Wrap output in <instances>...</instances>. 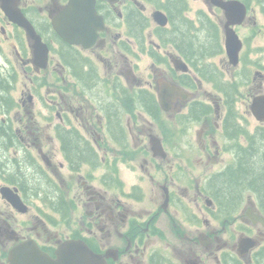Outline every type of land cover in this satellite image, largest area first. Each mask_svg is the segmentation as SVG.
Segmentation results:
<instances>
[{
    "label": "flooded vegetation",
    "instance_id": "1",
    "mask_svg": "<svg viewBox=\"0 0 264 264\" xmlns=\"http://www.w3.org/2000/svg\"><path fill=\"white\" fill-rule=\"evenodd\" d=\"M217 1L92 0L100 16H90V0H77L74 9L71 0H0V264L26 255V245L57 258L69 239H83L107 264L258 263L264 228L249 216L264 214L258 197L246 191L226 218L211 184L236 163L238 143L248 142L234 114L239 94L252 100L264 92V46L253 43L262 31L253 28L247 38L239 32L257 23V14L264 20V0H241L237 67L224 50L222 64H211L213 55L193 58L189 48L177 49L165 7L183 8L188 35L206 38L209 21L223 38L227 18ZM4 5L33 25L48 47L47 65L38 63L34 39ZM158 9L169 16L167 29L153 19ZM53 20H74L86 41L66 42ZM235 79L236 93L229 85ZM207 82L217 94L203 91ZM160 93L171 99L167 110ZM192 125H199L196 142L188 135ZM221 151L230 161L204 179L196 174ZM251 238L254 248L241 245Z\"/></svg>",
    "mask_w": 264,
    "mask_h": 264
},
{
    "label": "water",
    "instance_id": "2",
    "mask_svg": "<svg viewBox=\"0 0 264 264\" xmlns=\"http://www.w3.org/2000/svg\"><path fill=\"white\" fill-rule=\"evenodd\" d=\"M217 5L224 8L226 11V17L228 21L226 23V47L233 64L239 62V51L241 49V41L236 31L231 25L242 23L246 13V7L237 1H217ZM81 5L77 0H71L69 8L74 9L75 6ZM90 11H87L90 16L95 15L93 3L89 4ZM5 11L9 14L11 19L26 27L29 35L34 39V48L36 57L42 66L47 65L48 61V47L42 41L40 35H38L33 25L20 13L17 9L8 8L4 5ZM155 20L161 24L166 25L168 17L161 11L154 12ZM84 20H76L77 23H81L80 27L85 24ZM87 21V20H86ZM96 21V20H93ZM74 20H53L54 27L57 29L59 34L68 42L86 41L88 36H84L83 33L77 34L76 27L73 26ZM78 27V25H76ZM186 70V69H185ZM164 94H160L161 105L164 109H169L171 105V99ZM164 98V99H163ZM251 110L254 116L264 122V95L256 96L251 104ZM159 142L154 140V151L158 152ZM250 218L254 223H261L264 227V215L261 213L250 214ZM242 245H246V249L254 247L256 241L252 239H246ZM24 251L27 253L22 256H15L11 258L10 264H107L106 256L96 253L89 245L80 239H71L65 241L57 251V258H53L48 254L44 253L38 247L33 245L24 246Z\"/></svg>",
    "mask_w": 264,
    "mask_h": 264
},
{
    "label": "trees",
    "instance_id": "3",
    "mask_svg": "<svg viewBox=\"0 0 264 264\" xmlns=\"http://www.w3.org/2000/svg\"><path fill=\"white\" fill-rule=\"evenodd\" d=\"M165 7L172 16V29L176 27L174 44L177 49L183 52L184 48H189L193 58H197L201 53L212 56L222 49L220 34L215 24L208 21L210 27L206 38L202 34L197 37L188 35L185 28V20L189 24L191 23L185 17L183 8L180 11L177 4L172 8L167 5ZM178 20H181L182 24ZM203 20L212 19L203 13ZM159 36L165 42L167 41V37H164L163 34L160 33ZM197 110L196 114L200 112V110L198 112ZM203 110L206 111L207 108L204 107ZM208 111L210 112V110ZM242 129L248 142L244 143V145H240L243 143H238L240 151L238 152L239 157L236 163L229 164L224 171L218 173L211 184L226 218L230 213L229 211L240 203L241 197L244 196L246 191H252L256 194L264 213V124L256 126L255 132L252 133L245 131L246 129L244 128ZM73 146L72 151L76 153L77 150ZM260 255L264 257V251ZM262 257L258 259L257 264H264V258Z\"/></svg>",
    "mask_w": 264,
    "mask_h": 264
},
{
    "label": "rangeland",
    "instance_id": "4",
    "mask_svg": "<svg viewBox=\"0 0 264 264\" xmlns=\"http://www.w3.org/2000/svg\"><path fill=\"white\" fill-rule=\"evenodd\" d=\"M201 6L200 3H195L194 5H192V9L193 11L189 13V16L191 18H196V10ZM257 23H253V22H246L240 29H239V32L241 34V36L244 38L249 35V33L252 32L253 28L257 29L258 28V31L261 32L260 35H258L255 40L253 41L254 44H256L257 46H264V20H261L263 18H261L260 14H257ZM259 21V22H258ZM150 31H151V39H155L153 37V34H152V27L150 28ZM244 56H245V59L247 61V58H248V51H246L244 53ZM223 56H216L214 58L211 59V62L215 63H221V60L223 59L222 58ZM221 59V60H220ZM149 62V59L145 56L144 57V60L141 62L142 66H145L147 63ZM245 63V62H244ZM247 63V62H246ZM245 63V64H246ZM51 80H53L52 77H50ZM212 84L211 83H204V88H203V91H210V92H213V93H216V91L214 90V88H212L211 86ZM217 94V93H216ZM208 93H206V97H207ZM204 100H209V98H206ZM239 103L236 104L234 106V114L238 116V121L241 122V124L244 126L243 128H249L250 130H253L256 126H257V120L254 118L253 114L251 113L250 111V108H249V105H250V102H251V98L246 96V95H240L239 94ZM166 117V116H165ZM168 118V117H166ZM215 124V123H214ZM199 129V125H192V129L191 131H189L188 135L191 137V140L192 142H196L197 141V130ZM177 134V133H176ZM179 139H180V132H178V136H177ZM218 137H221V136H217V142L219 143V140H220V144L223 142V138L222 140L219 139L218 140ZM180 142L181 139H180ZM212 153H215L212 152ZM230 158H231V155L228 153V152H222L219 154V157H218V160H216V162H212L211 160H209L206 164H202L201 168H199L197 171H196V174L197 175H200L199 173L202 174V179H204L209 173H211L212 171H215V170H218L220 168H222L227 161H230ZM176 159H179L181 160V158H177ZM196 158L195 156H192V161H195ZM198 165V164H197ZM199 166V165H198ZM194 171V170H193ZM151 191L153 192H156V190H154V186L150 187V190H149V194H151ZM241 222L240 221H237V223ZM215 225H218L217 223H215ZM234 225V224H233ZM232 225V226H233ZM188 234L190 235H193L194 234V230H191V231H187ZM231 239L232 241H234L237 236L239 235V233L237 231H233L231 233ZM214 264V262H213Z\"/></svg>",
    "mask_w": 264,
    "mask_h": 264
}]
</instances>
